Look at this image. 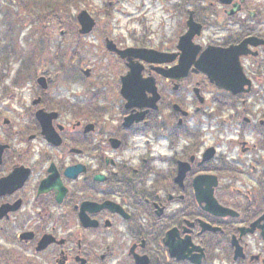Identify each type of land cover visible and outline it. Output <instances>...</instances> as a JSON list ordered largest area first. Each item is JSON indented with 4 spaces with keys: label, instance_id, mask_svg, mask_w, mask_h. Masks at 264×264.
Listing matches in <instances>:
<instances>
[{
    "label": "flooded vegetation",
    "instance_id": "af4514ba",
    "mask_svg": "<svg viewBox=\"0 0 264 264\" xmlns=\"http://www.w3.org/2000/svg\"><path fill=\"white\" fill-rule=\"evenodd\" d=\"M93 3L0 0V264H264V0Z\"/></svg>",
    "mask_w": 264,
    "mask_h": 264
},
{
    "label": "water",
    "instance_id": "95a60500",
    "mask_svg": "<svg viewBox=\"0 0 264 264\" xmlns=\"http://www.w3.org/2000/svg\"><path fill=\"white\" fill-rule=\"evenodd\" d=\"M78 19L79 22L82 26L81 30L82 31H89L93 27V19L89 15V13L86 10H81L78 13ZM185 38H188V35H185L181 38V40H184ZM231 54L230 49H225V50H211L206 53H203L201 57L198 60V67L206 72L209 77L213 80L215 77L213 75V72L215 70L214 64L212 63V58L215 56L219 57H228V55ZM185 56V55H183ZM237 65V64H236Z\"/></svg>",
    "mask_w": 264,
    "mask_h": 264
},
{
    "label": "trees",
    "instance_id": "16d2710c",
    "mask_svg": "<svg viewBox=\"0 0 264 264\" xmlns=\"http://www.w3.org/2000/svg\"><path fill=\"white\" fill-rule=\"evenodd\" d=\"M53 0H41V4L43 6L42 8V14H47V12L50 15V12H52V3ZM57 5V13L58 14H66V16H70V11L73 9V7L78 6L82 1L81 0H56ZM50 12H49V10Z\"/></svg>",
    "mask_w": 264,
    "mask_h": 264
},
{
    "label": "rangeland",
    "instance_id": "374dc122",
    "mask_svg": "<svg viewBox=\"0 0 264 264\" xmlns=\"http://www.w3.org/2000/svg\"><path fill=\"white\" fill-rule=\"evenodd\" d=\"M56 0H53L52 1V3H51V5H52V12H50V10H49V12H50V15L51 14H56V15H58L60 18H63V17H69V16H66V14H58L56 11H57V5H56V2H55ZM82 2L78 5V6H76V7H73V9H71V11H70V16L72 15V16H74L79 10H81V9H86V10H88L89 8H91V9H94V3H93V0H81ZM92 3V4H91ZM89 5H92V6H89ZM130 6H126V5H124L123 6V8H129ZM42 8H43V6H42V4H39V10H40V13H41V11H42ZM5 12H4V8H2V10H0V14H4ZM47 14L49 15V13L47 12ZM130 29H132V26L131 27H129L128 29H126V30H130Z\"/></svg>",
    "mask_w": 264,
    "mask_h": 264
}]
</instances>
